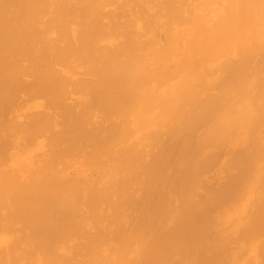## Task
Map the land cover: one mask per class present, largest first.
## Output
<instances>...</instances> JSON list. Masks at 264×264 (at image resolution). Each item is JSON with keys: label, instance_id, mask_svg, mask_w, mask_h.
Segmentation results:
<instances>
[{"label": "bare ground", "instance_id": "6f19581e", "mask_svg": "<svg viewBox=\"0 0 264 264\" xmlns=\"http://www.w3.org/2000/svg\"><path fill=\"white\" fill-rule=\"evenodd\" d=\"M0 264H264V0H0Z\"/></svg>", "mask_w": 264, "mask_h": 264}]
</instances>
